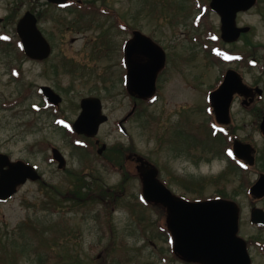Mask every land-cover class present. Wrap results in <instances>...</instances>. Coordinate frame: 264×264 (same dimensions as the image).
<instances>
[{"label":"flooded vegetation","instance_id":"1","mask_svg":"<svg viewBox=\"0 0 264 264\" xmlns=\"http://www.w3.org/2000/svg\"><path fill=\"white\" fill-rule=\"evenodd\" d=\"M119 1L128 4L127 11H121L119 5L110 8V0H0V68H4L6 81L12 87L10 95L17 92L3 106L10 110L35 98L30 105L34 112L31 127L39 130L50 123L63 144L78 150L85 168H90L92 151L102 157L106 150L104 146L99 152L104 142L98 133L104 123L91 136L73 133V119L66 114L69 106L65 109L64 102L66 94L73 93L76 86L70 81L62 85V75L76 73L84 77V67L102 64L97 75L92 76L94 86L80 95L75 105L79 113L81 99L93 96L100 100L108 116L104 95L110 92L126 97L130 108L117 121L124 132L125 123L137 114L147 113L159 94L177 89L185 101L177 107L176 120L171 122L175 128L169 136L173 141L174 133H182L190 141L174 151L193 160L216 163L218 168L195 178L174 176L181 190L191 185L198 192L196 196L176 191L160 173L159 179L173 194L188 201L221 198L234 202L236 235L248 264H264V0H255L249 8L236 11L233 18L228 16L225 34L221 16L211 7V0H138L142 8L134 6L136 0ZM192 1L195 5H189V11L197 12L190 35L180 30L181 36L164 40L155 35L156 30H151L146 20L140 22L158 9L157 16H169L174 24L179 14L189 12L183 3ZM207 11L213 16L209 22L205 19ZM115 36L120 37L116 40ZM26 65L33 69V87V82L23 80ZM39 78L45 81L35 82ZM152 78L154 91L148 97H139L137 87ZM44 116L47 123L42 122ZM173 144L174 141L171 148ZM36 146L42 152L49 150L48 161L58 170L72 174L67 166L69 159L59 146L45 137H40ZM53 151L63 159L62 168L53 159ZM145 159L144 165L150 162ZM115 160L116 155H108L103 165L109 167V162ZM124 160L143 169L134 154ZM206 183L213 190L204 194ZM130 211L135 217L138 238L148 236L173 242L165 205L133 204ZM108 226L101 231V240L112 237L109 234L114 228ZM186 246L189 250L182 247L174 252L172 244L168 245L161 257L163 264H226V251L221 244L202 256L199 245L186 242Z\"/></svg>","mask_w":264,"mask_h":264},{"label":"rangeland","instance_id":"2","mask_svg":"<svg viewBox=\"0 0 264 264\" xmlns=\"http://www.w3.org/2000/svg\"><path fill=\"white\" fill-rule=\"evenodd\" d=\"M117 1L110 0V8L113 6L118 7L119 5L118 8L121 11H127L128 4L122 1L118 3ZM178 1L185 2L186 0ZM189 5L195 4L193 1L191 4L183 3L184 9L189 11ZM134 6L142 8L138 0L135 1ZM158 11V9H153L151 15L149 13L147 17L140 19L142 24L146 20L150 29L156 30V36H161L164 40H170L180 30L189 35L193 33L192 19H195L196 9L186 12L187 15L179 14V19L174 21V24L170 22L169 16L166 19L157 16ZM167 11L166 13H168ZM207 13L208 15L205 19L209 22L213 16L208 11ZM178 35L181 36V34ZM119 37L115 36V39L118 40ZM101 67L102 64L84 67V77L76 76V73L60 77L59 82L62 85L70 81L76 86L73 93L66 94L64 102L65 109L69 106L66 114L71 119L74 120L79 111L75 104L78 102L80 95L89 87L94 86L91 80H94V75H97ZM23 69V80L33 82V87L35 85L34 74L30 71L33 70L32 66L26 65ZM3 70L4 68H0V151L8 153L13 159L23 158L37 164L38 170L42 174V179L26 182L10 200L3 203L0 202V228L4 237H10V239L14 237L18 241H32L34 239L31 236L32 232L25 227L20 229L22 224L32 221L36 223L35 225L38 228L47 227L46 233L53 239L50 242L51 247L47 251L43 250L36 254L33 249H30L29 252L19 257L18 263L116 264L112 261V258L122 251V245L125 243L124 250L126 254L128 253L127 257L129 258L125 264H163L161 257L163 252L168 251L169 244L148 236L138 238L134 231L135 217L130 212L128 205L119 204L111 207H105L104 205V209L101 205L89 203L87 206L84 205L77 210L71 205L70 201L66 200L63 203H57L52 195L58 197L61 193H69L74 188L77 179L67 172L58 170L54 164L48 161L49 150L42 152L37 148L36 144L40 137H45L46 140L59 146L69 159L68 168L82 173L86 181L83 190L86 191L88 189L94 191L95 188L104 187V185L117 186L124 172H129L130 174L131 170L133 175L136 174L137 164L124 160L122 167L118 165L114 167L109 162V167L107 166V168L103 164L106 161V157L111 155L110 151L106 150V152L101 154L102 157H97L96 152L93 150L89 155L90 168H85L86 165L83 164L78 150H75L72 145L63 144L62 138L52 129L53 127L50 123L39 130L31 127L34 121V112L30 105L36 101L35 98H29L13 109H5L3 103L10 100L17 92L15 91L10 95L12 87L6 81L7 76ZM90 71L92 73L89 74L88 72ZM92 76L94 77L92 78ZM79 78L85 80L81 81ZM44 81L45 79L42 78L35 80V82ZM157 99L151 108L147 110V113H144L143 116L137 114L125 123L127 132L124 133L118 128L117 121L130 108L128 100L126 97L116 96V93L110 94L109 92L108 95H104V111L108 113L109 119L101 126L98 137L106 144L107 148L115 144L123 146L132 144L133 150L156 165L160 175L169 180L176 191L196 196L198 192L191 185L186 188L182 187L183 189L181 190L176 185L174 176L181 175L185 178H195L218 167L216 163H210L202 159L193 160L188 155L176 154L175 149L180 150L190 141L184 134L174 133L173 141L175 144H173L172 148L170 147L173 141L169 134H172L175 128L171 126V122H175L177 107L185 100L177 89L173 93L159 94ZM48 121L47 116L42 118V122L47 123ZM165 136L167 137L165 138ZM163 140L167 142L163 143ZM92 179H95L96 183ZM52 184L57 187V190H52L50 187ZM126 185L125 195L128 194L129 196H125V201L141 202L138 198H135L140 193L141 184L139 179L133 176L127 181ZM212 190V187L206 183L202 192L206 194ZM98 210L101 213L97 215ZM147 212L151 213L149 208H147ZM95 215L97 216L95 217ZM106 220L109 223L105 224ZM107 225L114 228V232L109 234L112 237H102L104 239L101 240V231ZM37 233L38 235L41 234L40 232ZM42 242L43 245L45 242ZM116 258L122 264V257Z\"/></svg>","mask_w":264,"mask_h":264},{"label":"water","instance_id":"3","mask_svg":"<svg viewBox=\"0 0 264 264\" xmlns=\"http://www.w3.org/2000/svg\"><path fill=\"white\" fill-rule=\"evenodd\" d=\"M255 0H211V7L216 10L223 22V34L226 33L227 17L233 18L238 10L249 8ZM129 45L126 50L128 51ZM130 85V83L128 82ZM154 90L151 81H142L137 91L140 96H149ZM106 117L101 114L100 103L95 98L82 101V110L73 127L79 132L93 135L98 125ZM104 146L99 150V152ZM54 157L59 159L56 151ZM61 162L59 166L61 167ZM142 194L145 200L161 203L167 207L168 228L173 237L175 252L190 245H199V256L205 251H213L216 245H222L226 251V264H248L245 250L236 236L237 210L233 202L223 199H212L190 202L177 197L157 178L155 167L146 166L141 170ZM40 176L35 166L22 160L11 161L9 156L0 153V201H6L17 191V187L27 179L36 180ZM185 229L184 233L180 230ZM184 235V237H183ZM228 248V249H227ZM218 264V263H217Z\"/></svg>","mask_w":264,"mask_h":264},{"label":"trees","instance_id":"4","mask_svg":"<svg viewBox=\"0 0 264 264\" xmlns=\"http://www.w3.org/2000/svg\"><path fill=\"white\" fill-rule=\"evenodd\" d=\"M113 152H116V154L119 156H123L128 150L121 149L117 147L116 149H112ZM76 174V173H73ZM128 175H125L123 179L119 183V188L113 189L109 195L116 196L119 198L123 193H125V184L128 179ZM84 179L82 177H77V182L74 184V188L69 191V193H61L58 197L55 195H52L53 199L58 203L63 201H70L72 206L75 209H80L84 205H88L89 203L94 204L96 202H102L105 200V197H107V192L104 190L103 187L101 189L99 188L96 191H88L83 190L85 187ZM50 187L55 189L53 185H50ZM57 190V188H56ZM120 190V191H119ZM119 193V194H118ZM108 195V196H109ZM113 202H120V200H112ZM61 203V204H62ZM35 222H28L24 223L20 226V229L28 228L29 231L32 232L31 236L34 238L32 241H26L21 240L18 241L14 237H4L2 229L0 228V264H19V257L29 252L30 249H33L35 253L42 252L43 250L47 251L49 247H51L50 242L53 240L51 236L47 235V227L43 226L42 228H38ZM37 232H40L41 234L38 235ZM42 241L45 243L42 245ZM41 249V250H40Z\"/></svg>","mask_w":264,"mask_h":264}]
</instances>
